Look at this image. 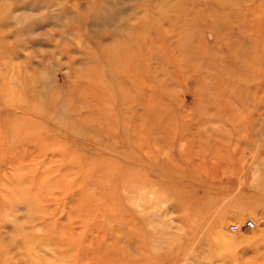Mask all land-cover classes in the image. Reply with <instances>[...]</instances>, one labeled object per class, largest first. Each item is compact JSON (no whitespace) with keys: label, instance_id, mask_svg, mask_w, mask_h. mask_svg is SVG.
Returning <instances> with one entry per match:
<instances>
[{"label":"rangeland","instance_id":"1","mask_svg":"<svg viewBox=\"0 0 264 264\" xmlns=\"http://www.w3.org/2000/svg\"><path fill=\"white\" fill-rule=\"evenodd\" d=\"M0 264H264V0H0Z\"/></svg>","mask_w":264,"mask_h":264},{"label":"built area","instance_id":"2","mask_svg":"<svg viewBox=\"0 0 264 264\" xmlns=\"http://www.w3.org/2000/svg\"><path fill=\"white\" fill-rule=\"evenodd\" d=\"M254 224H255L254 221H252V220H246L245 223H244V227H246V228H253L254 227ZM238 228H239V226L236 223H232L230 225V229L233 230V231L237 230Z\"/></svg>","mask_w":264,"mask_h":264}]
</instances>
